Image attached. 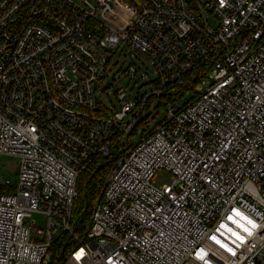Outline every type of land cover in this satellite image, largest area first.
Instances as JSON below:
<instances>
[{
    "label": "built area",
    "instance_id": "2783aa9c",
    "mask_svg": "<svg viewBox=\"0 0 264 264\" xmlns=\"http://www.w3.org/2000/svg\"><path fill=\"white\" fill-rule=\"evenodd\" d=\"M120 49L153 90L109 112L96 85ZM163 94L192 95L123 146L79 235V175ZM0 155L18 160L0 264H49L61 235L58 264H264V0H0Z\"/></svg>",
    "mask_w": 264,
    "mask_h": 264
},
{
    "label": "rangeland",
    "instance_id": "374dc122",
    "mask_svg": "<svg viewBox=\"0 0 264 264\" xmlns=\"http://www.w3.org/2000/svg\"><path fill=\"white\" fill-rule=\"evenodd\" d=\"M208 21L210 24L212 21L215 22L211 17ZM153 79V71L144 60L135 55L129 56L120 49L112 56L103 80L96 85L97 98L109 112L118 111L119 104L114 94L117 89H124L130 102L135 103L140 97L149 95L148 93L153 90V85L150 83ZM191 95L187 94L186 96L190 98ZM163 116L164 108L160 107L158 102L153 101L143 113L145 125L138 126L136 134L121 140L120 151L123 153V148L138 143L143 130L145 128L153 129L161 122ZM17 170L18 160L16 158L0 155V178L6 190L10 189L11 191L15 187ZM154 182L157 186L169 185L171 183L170 174L165 171H158L154 176ZM31 221L41 227L45 223L44 218L36 214L32 215Z\"/></svg>",
    "mask_w": 264,
    "mask_h": 264
},
{
    "label": "trees",
    "instance_id": "16d2710c",
    "mask_svg": "<svg viewBox=\"0 0 264 264\" xmlns=\"http://www.w3.org/2000/svg\"><path fill=\"white\" fill-rule=\"evenodd\" d=\"M185 95L187 94H163L159 100L150 98L147 102L146 109L153 101L158 102V105L164 108L166 102L177 101ZM140 125H145V120L141 121L136 126L130 136L136 134V129ZM149 131L150 130L145 128L142 134L144 135ZM121 154L122 152L119 151V144L115 141L107 157H95L79 175L76 181L77 197L73 203L71 216L75 231L79 235H83L87 229L93 208L101 200V192L109 169L115 164V161ZM12 190H14V187ZM11 191L10 189H5L7 193ZM72 245L73 242L68 235H61L56 238L50 250L49 264H58L62 256Z\"/></svg>",
    "mask_w": 264,
    "mask_h": 264
},
{
    "label": "snow or ice",
    "instance_id": "6c2138e0",
    "mask_svg": "<svg viewBox=\"0 0 264 264\" xmlns=\"http://www.w3.org/2000/svg\"><path fill=\"white\" fill-rule=\"evenodd\" d=\"M237 215H239V213H237ZM231 219V218H230ZM249 223H251V221H249ZM253 227H255V225H253ZM245 231H247V229H245ZM235 235V233H234ZM238 239H241L239 236H237Z\"/></svg>",
    "mask_w": 264,
    "mask_h": 264
},
{
    "label": "bare ground",
    "instance_id": "6f19581e",
    "mask_svg": "<svg viewBox=\"0 0 264 264\" xmlns=\"http://www.w3.org/2000/svg\"><path fill=\"white\" fill-rule=\"evenodd\" d=\"M230 232H231V234H233L232 231H230ZM233 235H234V234H233Z\"/></svg>",
    "mask_w": 264,
    "mask_h": 264
}]
</instances>
